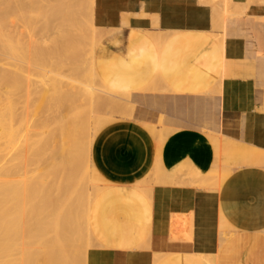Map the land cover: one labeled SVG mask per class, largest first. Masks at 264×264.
<instances>
[{
    "label": "crops",
    "instance_id": "obj_1",
    "mask_svg": "<svg viewBox=\"0 0 264 264\" xmlns=\"http://www.w3.org/2000/svg\"><path fill=\"white\" fill-rule=\"evenodd\" d=\"M212 1L96 0L102 26L128 23L97 46L100 81L132 105L165 95L177 124L99 118L91 166L111 185L90 207L87 264H153L161 253L157 264H264V0H231L246 8L226 52L209 33ZM151 32L169 35L161 48ZM221 79L216 129L204 133L186 118L201 116L202 96ZM154 81L165 89L146 92ZM189 169L205 176L185 181ZM147 176L144 195L133 185Z\"/></svg>",
    "mask_w": 264,
    "mask_h": 264
},
{
    "label": "bare ground",
    "instance_id": "obj_2",
    "mask_svg": "<svg viewBox=\"0 0 264 264\" xmlns=\"http://www.w3.org/2000/svg\"><path fill=\"white\" fill-rule=\"evenodd\" d=\"M81 1L31 0L29 8L33 10L28 11L27 0H22L21 7L18 9L16 7L19 4L14 5L15 1L10 3L16 8H10L11 10L5 6L7 1L4 4L3 0H0V26H3L6 18L13 17L15 11L17 13H26L29 19V16H32L39 19L42 23H39L41 28L38 33L34 31V22L31 21L33 22L32 24L28 22L29 19L26 20V27L30 29L29 23L31 24L30 27L33 26L34 28L31 27L32 33L30 31V33L26 32L27 35L25 36H30L29 39L23 37V40L20 39L22 37L19 33H15L17 24L16 26H10L9 30L8 27L5 28V32L2 31V28L0 29V54L6 51L12 55H19L17 54L19 53L17 48H14V44L11 41L13 38L9 36L11 32L15 33L13 37L17 38L15 36L17 35L22 41L28 39L29 44L34 43V48L32 44L30 46L25 43L30 48L25 46L24 49L27 50L26 47H28L30 50H27L26 57H22L23 54L20 57L24 60L32 59L30 58L31 56H36V59L32 60H35L36 63L41 60L42 62L38 64L43 63L42 68L37 64L33 65V68L44 71L43 76L39 75L41 76L40 80L35 81L36 79L33 80L27 77L26 81L23 80L24 82H20L18 75L14 74L16 72L14 67L6 69L8 71L14 70V72L11 71L12 73L0 72V175H8L10 173V178L13 174L17 177L16 179L13 176L17 180V182L16 180L14 181L19 187H17V193L20 195L16 206L17 209L15 210L17 215L15 216H17L19 221L17 230L20 229L22 242L20 244L16 239L17 244L16 242L15 244L18 246L19 243V247H21L19 253L24 256L26 264H78L81 259L83 264H87L88 254L91 250V247L87 246L89 245L87 242L90 241L94 243V246L96 245L89 226L90 207L94 199L111 185L103 177L95 179L96 172L91 166V151L95 128L102 112L105 115L107 111L108 114L109 111L112 114H119L120 112L119 116L130 117L133 111L129 93L116 92L100 81L99 74L97 75L94 68L97 44L93 43L91 48H87L84 45V41L78 36L79 34H76L79 22H75L74 18L79 12ZM215 1V4H219L218 0ZM199 2L201 4V1ZM208 3L204 2V4L210 6ZM223 5L221 12H223L224 17H231L245 11L244 8H241L239 12L237 10L230 11ZM227 6L230 7V5ZM88 8L92 12L91 14L94 12L96 15V10L93 11V0H89ZM214 11H217L216 7ZM221 12L219 11V13ZM94 14L93 16H95ZM17 16L18 14L16 17L14 15L15 18ZM92 22L96 26L104 27L100 24L97 17H94ZM10 28L12 31H10ZM31 34L33 35L31 36ZM151 34L152 32L149 37H151L150 39L157 47L160 45L158 48H161L169 37L166 33H155V35L158 34L156 36H151ZM152 37L156 38L152 39ZM31 39L32 42H30ZM101 39L103 38L101 37ZM40 43L43 45L41 50H39L40 47L38 45ZM10 54H8V60L12 58ZM20 62L22 61L20 60ZM85 62L88 63V68L84 65ZM4 63L5 61L3 62L5 66ZM10 64L12 65V62ZM23 64L22 66H24ZM8 66L7 68L10 67ZM46 66H50V70L46 71ZM28 67H31V65ZM24 68L22 70H26ZM19 71L22 73L21 69ZM26 76L31 77L28 74ZM22 82L24 83L23 85L21 84ZM95 86L100 88H95ZM164 89L157 81L152 82L145 88L146 92L147 90L162 91ZM16 90L23 92L24 100L21 99L23 100L22 102L19 100L17 104L22 105L24 103V110L22 113L20 111L15 114L16 111L14 112V107L12 108L14 106L12 105V100L14 101L15 98H12ZM217 93L219 92L217 91ZM99 94L108 95L109 99L106 100L109 103H105L106 108H103L104 106L101 102L99 103L101 97H99L98 101L95 100ZM116 100H120L119 103L123 101L124 104L121 103V105L124 106L118 107ZM106 109L107 111H104ZM15 124H17V127H15ZM188 173L191 179L195 176H205L203 172L201 174L194 170L191 171V169L188 170ZM9 177H7V181L6 179L4 182L0 181V191H6L5 187L10 181ZM0 180L3 179L0 178ZM12 181L8 185L14 184ZM8 185L7 187H9ZM133 187L143 192L148 187V176L146 179L135 183ZM11 192L13 193V190ZM14 192L16 197V191ZM10 196L8 195V198ZM9 200L12 201V197ZM12 204L11 202V206L15 203ZM15 211L13 209L10 213H7V217L6 219L4 217V219L9 221H12V219L16 220L15 216H13ZM9 230L13 231V228L12 230L8 229L6 234H10ZM177 230L179 229L177 228ZM17 235L19 234L17 233ZM10 236H12V232ZM10 236L8 235L7 239L11 238L14 242V237ZM81 236L86 237L88 240L85 239L87 245L81 242L79 239ZM8 243L9 241L6 243L2 242L5 245H8ZM40 243L42 247H39ZM9 247L13 246L10 245ZM9 247L8 249H10ZM12 249L16 250L14 247ZM4 251L6 250L4 249ZM9 253L11 254L12 252L10 251ZM15 253L11 254V257H17ZM156 256L153 264H157L164 255L161 253L156 254ZM18 263L20 264V261Z\"/></svg>",
    "mask_w": 264,
    "mask_h": 264
},
{
    "label": "rangeland",
    "instance_id": "obj_3",
    "mask_svg": "<svg viewBox=\"0 0 264 264\" xmlns=\"http://www.w3.org/2000/svg\"><path fill=\"white\" fill-rule=\"evenodd\" d=\"M6 1H7V4H8V7H7V4H5L6 3ZM6 1H4L3 0V2H4V4H5V6H6V8H9V10H11L10 8H13V9H18V8H20L21 7V4H22V0H6ZM15 1V2H14ZM24 1V0H23ZM28 1V8L30 7L29 5H31V0H27ZM220 1H222V3H220ZM14 2V5L15 4H19L16 8H15V6L13 5V4H10V3H13ZM18 2V3H17ZM213 2H214V4H213ZM215 0H213L212 1V3H210V7H211V15H210V19H209V24H210V26H211V29L209 30V33L217 40V42L219 43V45L221 46V48L226 52V40H227V35H228V32H229V27H231V26H233V25H235V24H237V22H239L240 21V19L242 18V16L244 15L243 14V12L242 13H240V14H236V15H233V16H231V17H224L223 16V12H221V10L223 9V7H222V5L225 7V8H227L228 10L230 9V11H236L237 9H233V10H231L232 9V1L231 0H218V2H219V4L218 3H216L215 4ZM232 3V4H231ZM49 4V3H48ZM88 4H89V0H82L81 2H80V4H79V12H78V14L76 15V18H74V21L75 22H79L78 23V29L76 30L77 31V33L76 34H79L78 36L80 37V39L82 40V41H84V45L87 47V48H91L92 47V44L94 43H96L97 44V46H98V44H99V42H101L105 37H106V35H109L110 33H112V31H113V35H112V37L111 38H108V39H104L103 40V42L104 41H106V40H109V39H113L117 34H119L120 32H122V27H126V26H128V23L127 24H125V20L124 21H122L121 22V27L119 26L118 28L117 27H113L114 28V30H111V29H108V28H106V27H100V26H96V25H94V23L92 22L93 21V18L94 17H97V14L95 15L94 14V12H93V14L95 15V16H93V14H91L92 12L89 10V8H88ZM222 4V5H221ZM212 5V6H211ZM227 5H230V7L229 6H227ZM10 6V7H9ZM93 6H94V10L93 11H95L96 9H97V4H96V0H93ZM218 6H220V7H218ZM214 7V8H213ZM215 7H216V14H215V11H214V9H215ZM243 8H244V10H245V7L244 6H242ZM4 8V7H3ZM31 8H32V6H31ZM218 8V9H217ZM220 9V10H219ZM29 10H33V9H28V11ZM13 11V10H12ZM15 11V10H14ZM213 11H214V14H213ZM219 11L221 12V13H219ZM240 11V9H238L237 10V12H239ZM20 13V14H19ZM19 13H17L16 11L14 12V14H13V17H11V18H6L5 20H4V24H3V26H0V29L2 28V31L3 32H5V28H7L8 27V30H9V27L10 26H13V25H15L16 26V24L18 25V26H14L15 28H16V34L17 33H19V35L22 37V38H20L19 36H17V35H15L17 38H15V37H13L14 36V34L15 33H12L11 32V34L9 35L11 38H13V39H11V41H12V43L14 44V48H17V50H18V52L19 53H17V54H19L18 56H16L15 54H10V52H6L5 51V53H3V52H1L2 54H0V72L1 71H5V72H10V73H12V72H14V70H6V69H10V68H12V67H14V68H16L15 69V71L16 72H14V74L19 78V80H20V82L21 81H26V79H27V77L29 78V79H33V80H35V81H37V80H40L41 79V76H43V72L42 71H40L39 69H35V68H33V65H39V67H41L42 66V64H38V63H41L42 61L41 60H39V62L37 61V63H36V61L35 60H32V59H36L35 57L36 56H31L30 58H32V59H22L20 56L22 55V57H26L25 56V54H26V52H27V50H30L29 48H30V46H31V44H32V46H33V48H34V43H28L29 41H27L28 39H29V37L30 36H25V35H27L26 34V32H31V27L32 28H34L35 30L34 31H37L38 33H39V31H40V28H41V21L39 20V19H37V18H34V17H32V16H29L30 17V19L28 18V16H26L27 14L26 13H23V12H19ZM90 13V14H89ZM18 14V16H17V18H15L16 17V15ZM89 14V15H88ZM14 15H15V17H14ZM238 15V16H237ZM82 16V17H81ZM90 17V19H88ZM93 17V18H92ZM82 20H81V19ZM84 18V19H83ZM87 18V19H86ZM29 19V20H28ZM11 20V21H10ZM16 20V21H15ZM26 20H28V22L29 23H32L33 24V22H34V24L33 25H35L34 27L33 26H31L30 27V25L31 24H29L28 23V26H29V28L30 29H28L27 27H26V24H27V21ZM78 20V21H77ZM31 21H33V22H31ZM87 21V22H86ZM255 21H257V19H255ZM18 22V23H17ZM25 23V24H24ZM39 23H41V24H39ZM9 24V25H8ZM20 25V26H19ZM80 25V26H79ZM92 25V26H91ZM95 26V27H94ZM104 26V25H103ZM107 26V25H106ZM80 27V28H79ZM12 28V27H11ZM11 28H10V31H12L11 30ZM14 28V29H15ZM104 28V29H103ZM13 29V28H12ZM18 29V30H17ZM222 29V30H221ZM8 30H6V31H8ZM95 30V31H94ZM1 31V30H0ZM24 31V32H23ZM32 31H33V29H32ZM29 32V33H30ZM91 32H92V34H91ZM96 32H97V34H96ZM105 32V33H104ZM32 33V32H31ZM36 33V32H35ZM86 33V34H85ZM101 34V35H100ZM105 36H104V35ZM33 34H31V36H32ZM99 35V36H98ZM103 35V36H102ZM155 35V33L153 34H151V36H154ZM156 35H158V34H156ZM155 35V36H156ZM23 37L24 38H28L27 40H25L24 39V41H22L23 40ZM101 37L103 38V39H101ZM158 38H159V36H157ZM22 39V40H20V39ZM151 38V37H150ZM156 37H152V39H155ZM157 38V39H158ZM17 39L19 40L18 42H17ZM25 41H27V42H25ZM30 42H32V39L30 40ZM92 42V43H91ZM102 42V43H103ZM222 42H223V44H222ZM25 43H28L27 45H25ZM101 43V44H102ZM39 45V50H41V49H43V45L40 43V44H38ZM37 45V46H38ZM42 47H41V46ZM16 46V47H15ZM21 46V47H20ZM25 46H28V47H26L27 48V50L26 49H24L25 48ZM160 45H158V47H159ZM32 48V47H31ZM24 50H26V51H24ZM21 51V52H20ZM23 51H24V53H23ZM32 51V50H31ZM8 54H10L11 56H12V58H10V60H8L9 59V56H8ZM6 55V56H5ZM14 55H15V57H14ZM10 56V57H11ZM17 57V58H16ZM8 58V59H7ZM13 58H14V60H13ZM19 59V60H18ZM20 60L22 61V62H20ZM5 61V66L3 65V62ZM6 61H7V63H6ZM16 61V62H15ZM27 61L30 63H28L27 64ZM12 62V65L10 64ZM24 63V64H23ZM33 63H35V64H33ZM239 63H242V62H239ZM13 64H14V66H13ZM19 64V65H18ZM22 64L24 65V66H22ZM47 64V63H46ZM78 64H80V63H78ZM10 67H9V66ZM21 65V66H20ZM29 65H31V67H28ZM84 65H86V67L88 68V63L87 62H85L84 63ZM7 66L9 67V68H7ZM16 66V67H15ZM2 67V68H1ZM21 67V68H20ZM24 67H26V68H24ZM13 68V69H14ZM26 69V70H22V69ZM29 68V69H28ZM33 68V69H32ZM42 68V67H41ZM49 68V69H48ZM50 66H46L45 67V69H46V71H48V70H50ZM3 69H5V70H3ZM18 69V70H17ZM21 69V71H22V73L19 71ZM28 69V70H27ZM54 69V68H53ZM36 70V71H35ZM12 71V72H11ZM17 72H18V74H17ZM37 72V73H36ZM239 72H241V69H239V68H235L234 70H233V72L230 74V75H228L227 77H231V76H234V77H237L238 75H239ZM28 75H30L31 77H29V76H26L27 74ZM24 74H26V75H24ZM35 74V75H34ZM41 74V76H39ZM36 76V77H35ZM40 77V78H39ZM32 80V81H33ZM23 81V82H24ZM221 81L222 80H220L219 81V83L216 85V90H214V92H208V93H206V94H204L203 96H202V109H201V116L200 117H198V118H194V117H187L186 118V123L188 124H190V125H193V126H195V127H197V128H199L202 132H204V133H208L207 132V130H214V129H216V112H217V97L218 96H220V92H219V85H220V83H221ZM21 83L22 85L24 84V83ZM22 88V87H21ZM95 88H100L99 86H95ZM21 90V89H20ZM19 90V91H20ZM18 90H16L15 91V94H14V96H13V98L12 99H14V101H15V104H14V101L12 100V105H14V106H12V108L14 107V109H13V111L15 112V114L16 113H18V112H20L21 111V113L23 112V106H24V103H22V105H19V104H17V103H19V100H20V102H22L23 100H24V97H23V95H22V93L23 92H19ZM216 91V92H215ZM217 91L219 92V93H217ZM101 95V96H100ZM104 96H106L105 94H99V96H97L98 98H95V100H99L100 98L99 97H101V99L99 100V103L101 102V104L104 106L103 108H106L105 106H106V104L105 103H109V101L108 100H106V99H109V97H104ZM133 96H136V97H142L143 95H142V93H137V94H133ZM163 96H165V95H163ZM163 96H160V95H155V96H152V95H146V96H144V98L143 99H140V98H137V100H135L136 102L134 103V105H133V117L132 118H130V119H128V118H121L119 115H120V112H119V114H112L110 111H109V114H108V111H107V109L106 110H104V111H107V112H105L106 113V115H109V116H116L115 117V119H114V121H118V120H134V121H136V122H139L140 124H142L143 126H145V125H150V126H154L155 128H156V130H159V128L161 129V128H163L162 126V124L164 123V124H166L170 129H175L174 128V126H173V122H174V119H175V117H173L171 114H173L174 112L172 111V109L171 108H176V105H175V103H173L172 101L170 102V110H168L169 108H168V106H167V104H168V102L167 101H162V98H163ZM18 97V99H16ZM21 99H23V100H21ZM104 100H105V102H104ZM96 101V102H97ZM117 101V103L118 104H120V105H118L117 104V106L118 107H123L122 105H121V103H123L124 104V102L122 101L121 103H119L120 102V100H116ZM103 102H104V104H103ZM21 104V103H20ZM20 106V107H19ZM186 106H188V104L186 105ZM19 107V108H18ZM21 109V110H20ZM104 113L102 112L101 114H100V116H99V118H101L102 116H105V114L103 115ZM159 120H162L161 122H159ZM170 122V123H169ZM174 123H176L177 124V122H174ZM15 127H17V124H15ZM94 134H95V132H94ZM94 138V137H93ZM47 163V162H46ZM11 174H12V172H11ZM188 174V171H187V173H185V179H187V180H185V181H192V179H194V177H192V179H191V177H190V175H187ZM9 175H10V173L8 174V175H0V178H2L3 180H0L1 182H4L5 181V179H6V181H7V177H9ZM15 174H13V176H14ZM12 176V175H11ZM9 177V179H10V181H8L9 183L11 182V180H13L12 182H14V184H10V185H8L9 183H7L6 184V187H5V190L6 191H4L3 192V190H1L0 191V214L1 213H3V214H1L0 215V224H1V226H0V264H17L19 261H20V264H22L23 262H24V264H26V262H25V258H24V256H22L19 252V249L21 248V247H19V243L21 244V242H22V237H20V234H21V232H20V229H18L17 230V228L19 227V221H18V218H17V216H15V215H17V211H15L17 208H16V206L18 205V202H19V198H20V195L17 193V187H18V185H17V183H15V181L14 180H16L17 179V177L16 176H14V177ZM190 177V178H189ZM96 178H99V175L96 173L95 174V179ZM189 179V180H188ZM16 182H17V180H16ZM210 182V181H209ZM181 183H185V182H183V181H181ZM216 184L217 183V181H215V180H213V181H211L210 182V184ZM1 185H2V183H1ZM7 185L9 186V187H7ZM153 185V184H152ZM10 186H12V187H10ZM190 186H192V187H197V188H200V189H203V190H206V188H203V187H200V186H197V185H193V184H190ZM15 187V188H14ZM19 188V187H18ZM48 188V187H47ZM11 190H13V193L11 192ZM14 191H16V197H15V192ZM8 192V193H7ZM147 192H148V187L142 192L144 195H146L147 194ZM8 195H11L9 198H8ZM5 196V197H4ZM12 197V201H10L9 199ZM17 199V200H16ZM9 200V201H8ZM2 201V202H1ZM6 201V202H5ZM15 203L13 206H11L10 205V203ZM5 206H3V205ZM8 204V205H7ZM6 205H7V207H6ZM11 206V207H10ZM5 209V210H4ZM6 209H8V210H6ZM14 209V214H13V216H15L14 218H16V220H13L12 218V221H9V220H5L6 219V217H7V213H10V211H12ZM4 214H5V216H4ZM3 215V216H2ZM4 217H5V219H4ZM8 218H9V216H8ZM7 218V219H8ZM15 221V222H14ZM16 221H17V223H16ZM3 222V223H2ZM3 224V225H2ZM18 225V226H17ZM13 226V227H12ZM12 228H13V231H10L9 230V232H10V234H6V233H8V229H11L12 230ZM4 230V231H3ZM16 230H17V232H16ZM11 232H12V236L14 237V242L12 241V239L11 238H8L7 239V236L9 235H11ZM17 233L19 234V235H17ZM3 236H4V238H3ZM12 236H10V237H12ZM4 239H5V241H4ZM16 239H17V241L19 242L18 243V246L16 245L17 244V241H16ZM79 239L81 240V242H83L85 245H87L86 244V242L88 241L87 239H86V237H84V236H81V237H79ZM87 241H86V240ZM9 241V243H8V245L10 246V245H12L14 248H16V250L15 249H12L13 247H9L7 244V246L5 245V244H2V242H8ZM12 241V242H11ZM86 241V242H85ZM15 242H16V244H15ZM89 245H87V246H90L91 247V249H93V248H95V246H94V243H92V242H90V241H88L87 242ZM93 245V246H92ZM41 246V243H40V245H39V247ZM8 247L10 248V249H8ZM42 247V246H41ZM89 247V248H90ZM2 248H4L6 251H4V249H2ZM18 248V249H17ZM10 250L12 253L11 254H13V253H15V255L17 254V257L15 256V258L14 257H11V254L9 253L10 251H8V250ZM13 250V251H12ZM8 251V252H7ZM19 253V254H18ZM14 256V255H13ZM18 257H20L19 258V261H18ZM23 259H22V258ZM23 262H22V261ZM22 262V263H21ZM41 263V262H40ZM19 264V263H18ZM78 264H83V262H82V259L80 260V261H78Z\"/></svg>",
    "mask_w": 264,
    "mask_h": 264
}]
</instances>
